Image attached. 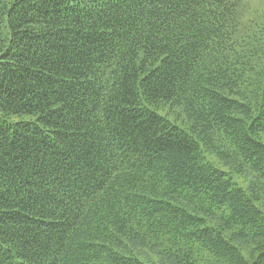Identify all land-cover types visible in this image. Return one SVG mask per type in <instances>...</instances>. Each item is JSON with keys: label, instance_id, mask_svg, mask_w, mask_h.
I'll return each instance as SVG.
<instances>
[{"label": "trees", "instance_id": "1", "mask_svg": "<svg viewBox=\"0 0 264 264\" xmlns=\"http://www.w3.org/2000/svg\"><path fill=\"white\" fill-rule=\"evenodd\" d=\"M0 0V264H264V10Z\"/></svg>", "mask_w": 264, "mask_h": 264}, {"label": "rangeland", "instance_id": "2", "mask_svg": "<svg viewBox=\"0 0 264 264\" xmlns=\"http://www.w3.org/2000/svg\"><path fill=\"white\" fill-rule=\"evenodd\" d=\"M245 3L244 19L257 18L260 11L264 10V0H243Z\"/></svg>", "mask_w": 264, "mask_h": 264}]
</instances>
